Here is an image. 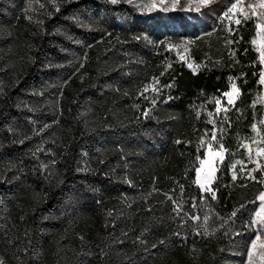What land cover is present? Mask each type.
Returning a JSON list of instances; mask_svg holds the SVG:
<instances>
[{
  "label": "trees",
  "instance_id": "obj_1",
  "mask_svg": "<svg viewBox=\"0 0 264 264\" xmlns=\"http://www.w3.org/2000/svg\"><path fill=\"white\" fill-rule=\"evenodd\" d=\"M23 1L0 0V264H241L264 191L244 146L255 21L211 1L182 49L124 0H44L34 20ZM214 128L212 200L195 172Z\"/></svg>",
  "mask_w": 264,
  "mask_h": 264
},
{
  "label": "rangeland",
  "instance_id": "obj_2",
  "mask_svg": "<svg viewBox=\"0 0 264 264\" xmlns=\"http://www.w3.org/2000/svg\"><path fill=\"white\" fill-rule=\"evenodd\" d=\"M125 3L130 6L135 15L137 20H143L149 22L151 25L154 26L156 30L159 31L160 34H172L178 36L179 38V46L180 48H185L188 46L192 41V35L195 33V26L202 29V24L204 22V13L203 9L207 6V4H201L200 0H180V4L176 6L175 10H172L173 0H164V4H161V0H124ZM214 1V0H210ZM259 0H233V2L228 3L227 0L224 1L223 6L229 11L231 8L232 3H238L241 5V9L243 11H238L235 13L230 12L233 15L242 16L245 18V15L250 16L249 19L255 21L256 24L264 25V17H261L259 13L264 12V9H257V15L252 16L251 10L248 9L249 4H256ZM156 3L157 8L152 12L148 11V6ZM226 3V4H225ZM45 4L44 0H24L23 5L21 7V11L25 14V16L29 19H36L37 14L39 13L40 8H42ZM180 5H183V10H181ZM163 6L169 7L170 11L168 13H164L160 11V8ZM199 9V10H197ZM255 48L256 50L264 47V28H257V32L254 39ZM258 58H259V51L257 50ZM260 61V59H259ZM261 72H264V64H261ZM260 76V75H259ZM260 82V81H259ZM235 83L237 86L236 80H232L229 85V89L226 92L232 91V84ZM261 84V83H260ZM262 90L260 95L258 96L256 102L260 106V116L255 120L252 125V134L248 141L244 143V146L247 150L248 155L255 161L257 167L264 168V84H261ZM238 88V87H237ZM224 92V93H226ZM224 93L218 98L221 101L220 107L221 111L224 109H228L232 107L238 97L240 92L237 95H234L233 104L228 103L227 96ZM217 107V106H216ZM220 111V112H221ZM220 113L215 112L211 116V120L216 121L218 119V115ZM217 129L214 128L210 136H207L203 140L204 146V156L202 159H210L212 162V166L217 168V164L221 162L224 158L225 151H223V158H219L214 155L215 152L221 150V146H216V139H212V134L215 132L216 135ZM212 144L213 155L211 157L205 156V153L208 149V144ZM200 160L198 164V168H201ZM208 174H209V165L206 163L200 172L196 175L195 172V184L199 187V184L196 183L197 179H199L200 183H207L208 182ZM216 178V172L214 174ZM215 180V179H214ZM212 181V183L214 182ZM212 183L209 185L211 187ZM203 186V185H202ZM202 192V189L199 187ZM264 191L260 192L257 195V200L259 202L258 206V213L261 215H257L255 219V231L253 236L249 239L247 243V247L244 253V256L241 258V264H249L247 253L251 250V242L255 239L256 235L261 236V240L257 243L264 242V223H261V220H264V213H261V205L264 202L260 201L259 196ZM257 213V214H258ZM264 252V249L257 248L254 250L252 264H264V259L261 258V253Z\"/></svg>",
  "mask_w": 264,
  "mask_h": 264
},
{
  "label": "snow or ice",
  "instance_id": "obj_3",
  "mask_svg": "<svg viewBox=\"0 0 264 264\" xmlns=\"http://www.w3.org/2000/svg\"><path fill=\"white\" fill-rule=\"evenodd\" d=\"M107 2L108 3H111L113 5H116L118 3H121L122 0H107ZM200 3L201 4H208V3H210V0H200ZM161 4L162 5L164 4V0H161ZM179 4H180V0H173L172 10H175L176 9V6L179 5ZM247 7H248L249 10H251V15L252 16H256L257 15V9H264V0H259V2L256 3V4H249ZM156 8H157L156 3H153V4H151V5L148 6V11L149 12H152ZM180 8H181V10H183V5H180ZM197 10H199V9H197ZM160 11H162L164 13H168L170 11V9L167 6H163V7L160 8ZM238 11H243L241 9V5L238 4V3H232L231 4V8L229 9V12L235 13V12H238ZM225 15H227V14H225ZM259 15L261 17H264V12L259 13ZM249 18H250V16L245 15V19H249ZM235 22L237 24H239L240 23V20L237 19ZM256 26H257V28H264V25L259 24V23ZM135 39H141V37H135ZM253 43H255V41H253ZM257 50L259 51L260 63L261 64H264V47H261V48H259ZM189 67H191V65H189ZM229 79L231 80L232 78L229 77ZM259 81H260L261 84H264V72H261V74L259 76ZM231 87H232V91H229V92L224 93V95L227 96V99H228V103L229 104H233L234 103L233 97H234V95H237L239 93V89L237 88V86H236L235 83H233ZM215 104L217 106L216 107V112L217 113H220V111H221V107H220L221 101L219 99H217L215 101ZM224 111L227 112L228 109H224ZM208 122L210 124H213V125L215 124V121H213L211 119ZM212 139L213 140L216 139L215 132H213V134H212ZM177 143H179V141H177ZM223 151H224V149H223V146L221 145V150L215 152L214 155L222 159L223 158ZM212 155H213L212 144L209 143L208 144L207 152L205 153V156L207 158V157H211ZM197 159H199V157H197ZM206 163L209 165L208 182L207 183H200L199 179H197L196 183L199 184V187L202 189V193H209L211 195V199L212 200H215L216 199L215 191L209 185L215 179L214 174H215V172L218 169L216 167H213L212 166V162H211L210 159L200 160L201 168ZM238 163H242V162H238ZM233 167H235V165H233ZM201 168L196 169V175L199 173V176H200ZM232 178H233V180H235L236 179V175L233 174V177ZM259 199H260V201L264 202V193H261L260 194ZM261 213H264V204L261 205ZM231 215L232 216H235L236 213L233 212ZM257 215L259 216L261 214L258 213ZM260 222L261 223H264V220H261ZM177 235H179V233H177ZM260 240H261V236L260 235H256L255 236V239H253L252 242H251V250H249L248 253H247L249 264H252L254 250L257 249L258 247L261 248V249H264V242H261L259 244L257 243ZM261 258L264 259V252L261 253Z\"/></svg>",
  "mask_w": 264,
  "mask_h": 264
}]
</instances>
